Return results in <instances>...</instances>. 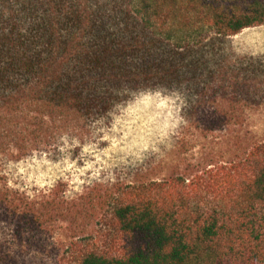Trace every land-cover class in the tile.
I'll return each instance as SVG.
<instances>
[{"label": "trees", "instance_id": "obj_1", "mask_svg": "<svg viewBox=\"0 0 264 264\" xmlns=\"http://www.w3.org/2000/svg\"><path fill=\"white\" fill-rule=\"evenodd\" d=\"M260 26L264 0H0V264H264V141L188 157L249 99L256 74L223 44ZM149 90L183 95L170 175L72 196L9 185L8 163Z\"/></svg>", "mask_w": 264, "mask_h": 264}, {"label": "rangeland", "instance_id": "obj_2", "mask_svg": "<svg viewBox=\"0 0 264 264\" xmlns=\"http://www.w3.org/2000/svg\"><path fill=\"white\" fill-rule=\"evenodd\" d=\"M223 49L229 56L228 63H237L239 68L256 74V79L251 82L246 102L221 107L225 113L233 111L225 115L234 125L213 135L191 134L189 144L194 150L188 157L198 158L200 152L211 148L216 153H227L230 148L234 152L232 140L264 141V26L228 38ZM180 94L159 90L129 93L105 115L87 120L82 139L64 135L57 139V147L51 152L8 163L5 173L9 185L28 194L60 185L67 196H72L93 183L162 179L170 175L179 161L175 140L183 122L184 100Z\"/></svg>", "mask_w": 264, "mask_h": 264}]
</instances>
